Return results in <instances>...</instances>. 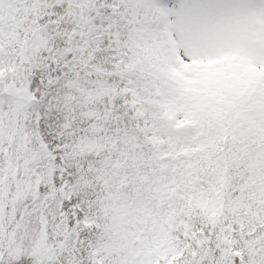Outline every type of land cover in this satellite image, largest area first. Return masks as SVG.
Instances as JSON below:
<instances>
[{
  "label": "snow or ice",
  "instance_id": "obj_1",
  "mask_svg": "<svg viewBox=\"0 0 264 264\" xmlns=\"http://www.w3.org/2000/svg\"><path fill=\"white\" fill-rule=\"evenodd\" d=\"M0 264H264V0H0Z\"/></svg>",
  "mask_w": 264,
  "mask_h": 264
}]
</instances>
